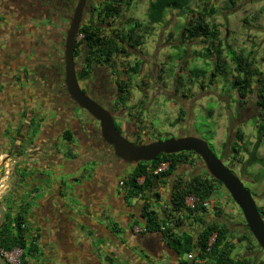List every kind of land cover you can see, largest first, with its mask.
<instances>
[{"label":"rangeland","instance_id":"obj_1","mask_svg":"<svg viewBox=\"0 0 264 264\" xmlns=\"http://www.w3.org/2000/svg\"><path fill=\"white\" fill-rule=\"evenodd\" d=\"M100 1L89 0V3L97 6ZM148 1L133 0L131 6L122 11L121 19L119 18L120 20L118 19L116 22L117 27L119 21L126 18L134 19L144 27L147 24L145 16ZM209 1L217 9V13L206 20L208 23L217 25L219 29L223 57L229 67L232 69L233 66L227 56V48H231L235 52H241L254 60V66L264 78V0H236L235 6L229 10H225L226 0ZM184 21L185 18L180 16L177 11L168 12L164 22L154 25L152 33L145 36L143 45L140 46L138 51L129 50L130 57L126 60H123L122 57L112 60L114 67L112 74L110 73L111 68L109 69L111 64L97 68L93 73L95 83H97V76L111 74L112 77L109 80L111 85H113L115 79L127 85L125 88L127 90V101L118 114L120 116L129 115V122L131 123H129V127H131V130L138 128L136 144H147L152 141H163L167 138L184 136L201 139L209 145L210 150L217 159L221 160L225 166L231 167L230 170L241 180L243 186L251 192L256 205L264 208V164L254 166H248L247 164L250 158L249 153L257 140L255 99L248 97L247 104L242 108L238 107L236 95L230 89L231 71H228L225 75L212 77L215 58L214 56L202 58L206 53L203 50L205 45L200 44V42L194 41L189 44L182 41L178 27ZM113 22L111 20L109 23ZM60 25L58 23V26ZM64 27L67 28V25ZM109 30L111 28H106V33H110ZM43 31L44 29H42ZM44 36V40H47L46 34ZM80 50L82 51V46H80ZM138 62H140L139 73L127 76L124 73L125 64L128 63V66L132 67ZM193 70H204L206 74L195 78L192 73ZM178 75L183 78L185 85L177 92L175 90ZM110 88L114 89L115 85ZM46 99L42 100L46 101ZM46 103H49V101ZM55 115V117H50L49 110L42 106L40 116L36 118L32 116L31 118H34V122L28 126L26 125L25 130H23V127L20 129L23 131V136H27V141L32 138L30 142L21 147H25L26 150L36 145L40 141L38 138H44L41 134V129L47 126L48 121H51L50 123L55 126L58 123L56 117H59L60 114L57 113ZM40 118L41 122L39 124ZM47 127L50 128V126ZM51 128L56 132L58 131L54 127ZM237 129L243 135V142L247 146L248 152H242L237 160H232L233 154L229 146L235 139L234 136ZM5 130L8 131L6 127L4 128ZM11 131L13 130L11 129ZM59 134V141L67 145L62 139L61 133ZM14 138L15 133L13 134V132L6 135L8 141L4 138V146H7V152L14 151L17 156L25 158H23L24 164L28 163L27 153L24 155L23 151L25 150L13 144ZM68 141L70 142L68 145L72 148L71 161H80L86 148H82L81 145L78 146L76 139ZM262 141L264 143V139ZM3 143V140L0 139V146H3ZM257 156L264 161V144L258 149ZM197 157L194 155V166L183 165L178 168V174L188 178L193 173H207L203 162ZM94 166V168L97 167V165ZM31 169L32 167H23L20 172L30 176L43 174L40 169ZM126 170L123 173H119L123 176V179H126V176H124V174L128 173ZM9 171L11 170L5 168L3 163L0 162V193H2L4 185L1 179ZM159 191L162 194L160 202L151 203L150 209L157 215V219L162 221L166 220L167 216L162 207V204H168L167 187L166 190L160 189ZM217 192L219 193V199L213 198L214 204L212 206L210 203L207 208L206 220H215L220 225L226 224L229 226V214L231 213L229 207H232L236 211L233 217L238 215L241 224L237 225L233 222L230 228L231 234L234 232L235 235H242L246 232L242 226L244 224L242 213L222 185L217 187ZM2 201L4 200L0 198V203L4 205L5 203ZM219 201H223L224 204H220ZM136 204L133 203L132 205L136 206ZM127 208L131 207L127 205ZM138 220L142 221L140 217ZM168 222V227L176 233H179L178 229L183 230L185 225H187L185 223L183 226L176 228L174 226L175 220L169 218ZM186 227H188V232L195 234L199 225L192 222L190 226L187 225ZM149 234H152L151 236L149 235L150 240L133 239L126 248L123 247L121 249L122 264H177L174 256H168L155 245L157 239L163 242L162 237L159 236L161 238H158L153 235L155 233ZM238 237L235 236L231 240L234 245L233 251H236L234 256L232 251L231 258L233 260L238 258L248 259V264H264V252L257 249L247 251L244 243L237 242ZM137 242L139 243L137 244ZM136 256L138 260L142 259L144 262L136 263L134 261ZM186 256L187 254L183 255L185 261H187ZM32 257L34 260L37 258L35 254ZM199 264L210 263L206 260Z\"/></svg>","mask_w":264,"mask_h":264},{"label":"trees","instance_id":"obj_2","mask_svg":"<svg viewBox=\"0 0 264 264\" xmlns=\"http://www.w3.org/2000/svg\"><path fill=\"white\" fill-rule=\"evenodd\" d=\"M235 2L236 0H226L225 10L234 7ZM131 3L132 0H101V7L99 8L96 21H91L89 25H85L80 29L79 34H82L83 37L80 42L75 43L74 56L86 55L81 50L77 51V48L84 45L89 53L86 58L88 65L95 60L98 64V60H101L105 66L111 64L110 66L113 70L112 60L114 58L122 57L123 60L129 58V50L138 51L140 46L143 45L145 36L152 33L154 25L162 24L168 12L177 11L180 16L185 18L184 23L178 27L182 41L189 44L198 41L200 44L205 45L203 50L206 55H203L202 58L214 56L212 77L225 75V73L231 71L230 89L236 95L238 107L242 108L245 106L248 102V97L255 99L257 140L249 153L250 158L247 164L248 166L264 164V161L257 156L258 149L264 144L262 141L264 139V78L254 66V60L241 52H235L231 48H227L226 51L233 66L232 69L229 67L223 57L219 29L217 25L208 23L206 20L212 18L217 13V9L211 5L209 0H149L145 16L147 24L144 27L131 18L122 19L117 27L116 22L120 18L122 11L131 6ZM111 20L114 22L109 23ZM106 28H111L109 30L110 33H106ZM127 66L128 63L124 66V73L127 76L139 73L140 62L135 63L132 67ZM192 73L195 78L206 74L204 70H193ZM85 75H89L87 69L83 71L81 76ZM176 84L175 91L177 92L185 85L180 75H178ZM126 86L124 82L116 80V92L118 94L116 103L122 107L127 101ZM65 137L70 140V133H66ZM234 137L235 139L230 143L229 147L233 154L232 160H237L239 154L248 152V149L243 142V135L240 130H236ZM197 158L199 159V157ZM161 162L169 163L167 170L154 175V170ZM194 162L195 159L192 152H182L174 155L161 154L151 163H139L132 169L130 177L125 183V196L132 198L138 194H147L150 197V192L155 189L158 182L164 183L165 180H168L170 182L167 196L168 209L167 211L164 210V212L167 213L169 218L175 220L174 226L176 228L183 226L185 223L190 226L193 222L199 225L198 231L195 234L185 231L180 233L172 231L168 227L169 218L166 216V220L159 221L157 215L150 209V204L144 199L141 202L140 219L145 223L146 231L151 233L158 232L166 239L168 248L176 255L177 264H199L206 260L210 264H248V259L238 258L233 260L231 258L234 245L231 241V231L228 225H220L215 220H206L205 218L207 208L203 206V203L210 200L217 187L221 186V184L211 178L208 173H193L188 178L178 174L179 167L183 165L192 167ZM228 168L231 169L230 166ZM140 178H143V180L138 183ZM152 195L156 201L159 200L157 193ZM188 196L195 199L193 208L185 207L184 200ZM257 211L264 219V208L257 206ZM162 226H166L164 231L160 229ZM242 226L246 232L237 238V242L244 243L247 251L257 249L263 252L255 244V240L245 224ZM213 233H216V237L209 245V240ZM29 242L31 241L27 238L23 215L16 214L10 217L6 213L4 222L0 226V250L9 252L14 248H21L26 250V253L32 257L36 249ZM190 253H194L191 261L181 260L184 254L188 255ZM27 263L26 259L23 260V264Z\"/></svg>","mask_w":264,"mask_h":264},{"label":"flooded vegetation","instance_id":"obj_3","mask_svg":"<svg viewBox=\"0 0 264 264\" xmlns=\"http://www.w3.org/2000/svg\"><path fill=\"white\" fill-rule=\"evenodd\" d=\"M78 1L0 0V139L5 138L7 140L6 135L13 132V134L15 133L13 144L16 146L21 147L30 142L32 138L27 141V136L24 137L23 131L20 129L23 127L25 130L26 125L33 123L34 118L31 117L40 116V109L43 106L49 110L50 117H55L57 113L60 114L59 117H56L58 123L55 126L50 123L51 121L47 122V126L60 131L57 132L61 133L65 143L70 144L65 137L66 133H70L71 140L76 139L78 146L81 145L82 148L90 150L89 154H94V156L84 154L80 160L85 161L89 158L96 160L98 170H104L114 176L123 169H127L126 171L129 172L135 166L126 164L114 156L112 147L105 143L101 137L99 123L93 120L87 112L80 110L70 99L64 83L63 53L66 30ZM100 2L94 6L89 3V0L86 1L80 29L89 25L91 21H96L101 7ZM58 23L61 25L58 26ZM65 25L67 28L64 27ZM48 27L50 28L47 29ZM42 29H44L43 32ZM79 32L75 43L80 42L83 37ZM45 34L47 40H44ZM77 51H80V48H77ZM82 51L86 55L74 56L76 77L81 91L107 110L114 119L117 131L127 140L136 144L138 128L131 130L129 115L120 116L118 114L121 112L122 106L116 103L118 101L116 79L113 83L115 88H110L113 86L109 83L112 77L111 66L109 67L111 74L97 76V83H95L93 73L97 68L105 67L104 62L98 60L99 63L97 64L95 60L88 65L86 58L89 53L84 45ZM85 69L89 71V75L82 77ZM113 74L115 75V73ZM44 98H47L46 101L42 100ZM48 101L49 103H46ZM40 122L41 118L39 124ZM7 124L8 126H5ZM5 127L8 131H4ZM130 173L126 174V179L121 180L124 182L123 185L120 186L121 181L118 182V187L124 191ZM165 182H158L155 189L150 192V197L147 194H138L131 199L135 203L142 202L143 199L148 204L160 202V196L159 200L156 201L152 194L156 192L158 194L160 189L164 191L166 187L169 191V186L165 185ZM127 200L128 198H125V201ZM138 216L140 217V213L139 215L138 213H131L130 221L138 222ZM126 220L129 221V219ZM143 224L145 225L144 222ZM142 227V229L145 228V226ZM140 233L151 232L145 230ZM152 233H155L158 238L162 237L158 232ZM162 240L163 242L158 239L155 241L157 248L162 249V252L170 257L174 256L178 263L176 255L168 248L166 239L162 237ZM181 260L184 258L182 257Z\"/></svg>","mask_w":264,"mask_h":264},{"label":"crops","instance_id":"obj_4","mask_svg":"<svg viewBox=\"0 0 264 264\" xmlns=\"http://www.w3.org/2000/svg\"><path fill=\"white\" fill-rule=\"evenodd\" d=\"M41 130L44 138H38L36 145L26 150L20 147L28 163L14 151L7 152V146H0V162L11 170L1 179L0 198L5 204H0L10 217L23 215L27 238L36 249V260L26 250L23 257L36 264H122L123 247L133 239L148 241L152 235L134 232L136 226H144L142 221H130L131 213L139 215L141 202L135 206L131 198L125 201V191L118 187L124 169L113 176L98 170L96 160L71 161L72 148L59 141L60 134L47 126ZM89 151L84 154L94 156ZM23 167L40 169L43 174L28 176L20 172ZM218 194L216 189L209 200L212 206ZM229 210L230 229L233 222L240 225L241 221L238 215L233 217L232 207ZM186 226L179 233L188 232ZM240 235L230 234L232 238ZM134 261L144 262L137 256Z\"/></svg>","mask_w":264,"mask_h":264},{"label":"water","instance_id":"obj_5","mask_svg":"<svg viewBox=\"0 0 264 264\" xmlns=\"http://www.w3.org/2000/svg\"><path fill=\"white\" fill-rule=\"evenodd\" d=\"M87 0H79L69 27L66 30L63 59L65 64V87L70 99L80 110L87 112L99 123L102 139L113 149V154L122 162L136 166L139 163H151L159 155H174L192 152L203 162L208 175L218 181L229 194L233 203L242 213L244 224L254 238L256 245L264 252V221L257 211V205L251 192L241 180L223 162L215 157L209 145L191 136L167 138L163 141H152L147 144H134L117 131L114 119L97 102L83 93L79 87L75 64L74 45L78 35L82 12ZM5 219V210L0 204V226ZM0 264H9L0 254Z\"/></svg>","mask_w":264,"mask_h":264},{"label":"built area","instance_id":"obj_6","mask_svg":"<svg viewBox=\"0 0 264 264\" xmlns=\"http://www.w3.org/2000/svg\"><path fill=\"white\" fill-rule=\"evenodd\" d=\"M168 165H169L168 162H161L159 164V166L154 170L153 174L156 175L158 173L166 171L167 168H168ZM142 180H143V178L138 179V183H141ZM123 184H124V182L121 181L120 182V186L123 185ZM167 193H168V191H167ZM158 194L161 197L162 194H161L160 191L158 192ZM139 195H141V194H139ZM194 202H195V199L193 197H190V196L186 197L185 200H184L185 207L186 208H193ZM209 205H210L209 201H205L203 203V206L206 207V208H208ZM162 207H163V210L167 211V209H168L167 204H162ZM165 227L166 226L160 227L161 231H164ZM145 230H146L145 228L142 229L141 227H137V226L134 228V232L135 233H140L141 231H145ZM215 237H216V233H213L212 236L210 237L209 245L215 240ZM0 254L7 260V262L9 264H23V260H25L24 257H23L24 250L21 249V248H14L13 250H11L9 252H5L3 250H0ZM193 256H194V253L193 254H191V253L188 254L186 256V260L187 261H191L193 259ZM27 264H36V263H34V262L32 263L31 262V263H27Z\"/></svg>","mask_w":264,"mask_h":264}]
</instances>
